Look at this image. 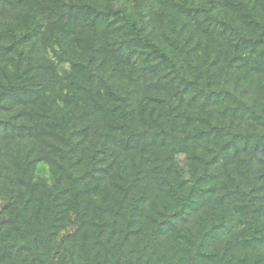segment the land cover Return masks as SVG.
<instances>
[{"label":"rangeland","instance_id":"374dc122","mask_svg":"<svg viewBox=\"0 0 264 264\" xmlns=\"http://www.w3.org/2000/svg\"><path fill=\"white\" fill-rule=\"evenodd\" d=\"M73 5L87 8L83 10L84 28H65L69 7ZM89 6L98 10L99 19L89 13ZM119 10L136 18L144 32L158 43L173 49L177 70L155 58L147 60L141 48L133 58L116 55L115 42L121 34L117 32L121 23ZM263 26L264 0H0V83L12 82L19 88L8 94L0 107V228L1 235L9 233L8 241L0 237V246L5 244L6 249L12 250L16 241L19 245L20 241H31L35 232L45 230L43 223L59 224L53 218L52 205L47 203L48 194L43 196L50 210L44 208L43 215L38 213V207L22 208L26 197L23 194L31 187L21 185L18 178L37 182L42 194L56 184L70 183L68 168L72 161L76 174L93 172L98 167L82 179L75 196L76 201L80 197V208L91 211L89 219L93 221H98L94 205L130 215V200L143 195L147 190L144 186L159 191L157 182L163 173L156 167L158 164L171 166L166 182H173L180 175L191 185L195 165L203 170L218 148L207 146L211 142L201 139L187 150H165L169 138L150 142L146 113L157 106L166 115L173 104H179L178 112L172 110L168 119L183 122L186 119L180 113L186 114L194 118V127L206 128L198 114L204 116V105L215 107L213 97L222 100L226 97L224 91L245 99L249 92L262 94L264 40L255 44L247 39L264 37ZM32 27L36 29L33 34ZM178 40L188 49L193 48V52L176 48L178 44L173 42ZM13 42L15 46L8 47ZM196 67L201 71L196 72ZM210 74L212 82L208 81ZM88 76L96 80L91 91L85 81ZM196 78L199 92L192 100L195 92L189 82ZM110 87L123 93L134 92L130 110L121 108L106 93ZM226 100L230 101V96ZM97 101L103 105L98 106ZM86 104L92 111L90 127H85L89 122L78 117ZM134 116L136 120L129 121ZM245 122L246 127L255 123L259 130L264 128L253 117ZM72 128L79 130L75 139L85 137V142L78 143L75 149L67 138ZM102 138V143L94 142ZM113 138L120 144L114 145L117 141ZM107 144L119 153L114 160L104 153L102 147ZM154 152L160 159H155ZM18 161L26 162L25 166L19 168ZM111 161L123 169H118L114 178L113 172L106 171ZM104 175L109 182L98 184L97 179ZM132 182L135 187L123 192ZM162 201H166L164 193L160 204ZM79 214L77 223L82 224L87 218L82 212ZM15 222L26 232L21 234ZM3 223L7 224L1 226ZM93 224L87 222L91 230L95 228ZM62 226L51 238L40 234L39 241L45 246L50 240L52 244L65 241L76 225ZM92 239L90 231L78 238L86 243ZM21 251L20 262L28 263V251ZM32 255L31 251L29 257Z\"/></svg>","mask_w":264,"mask_h":264},{"label":"trees","instance_id":"16d2710c","mask_svg":"<svg viewBox=\"0 0 264 264\" xmlns=\"http://www.w3.org/2000/svg\"><path fill=\"white\" fill-rule=\"evenodd\" d=\"M69 8L71 11L67 13L65 28H84L86 16L83 10L87 8L81 5ZM89 13L95 14L96 19L100 18L98 10L94 7L89 6ZM117 14L121 22L117 27V32L121 34L115 42L118 44L117 56L133 58L137 49L141 48L147 60L155 58L174 70L178 69L173 49L165 48L147 35L137 19L126 11L119 10ZM35 27H32L31 34L36 31ZM94 40L93 37L91 42ZM247 40L258 44L264 37H251ZM173 43H177L176 48L184 53L191 54L194 50L188 49L181 40ZM15 44L13 42L8 47L12 48ZM195 70L201 71L198 67ZM210 71L218 72L217 69ZM99 76L102 77V74ZM212 77L210 74L209 82H212ZM85 81L89 83V91L95 89L91 86L94 87L96 80L88 76ZM189 85L195 92L192 100L196 99L199 92L197 78L189 82ZM261 87L262 94L255 91L254 95H251L249 92L248 99L229 94L227 91L223 92L226 97L222 100L217 96L213 97L215 107L204 105V116L198 114L201 116L199 121L205 124L206 128L194 127L191 122L194 118L186 114L180 113V117L186 119L183 122L177 123V118L168 119L170 113L178 112L179 104H173L166 115L161 107H150L146 115L151 143H155L157 138H169L170 141L166 144L169 147L165 150L171 148V151H181L191 148V145L203 139L211 142L207 146L215 145L218 151L216 156L205 162L203 170L195 165L191 185L185 183L180 175L173 182H166L171 166L158 164L156 167L163 173L157 182L159 191L155 188L149 189L148 185L144 186L147 187L146 192L139 197L133 196L130 200V215L114 211L110 207L94 205L98 221H93L89 219L91 211H87V207H79L80 197L78 196L76 201V189L82 179L90 172L95 173L98 167H94L93 172L89 170L76 174L72 161L68 168L72 176L70 183L65 186L56 184L42 194L38 191L37 182H23L18 178L21 185L31 187L29 192L23 194L26 197L22 199V208L30 210L38 207V213L43 215L44 208L50 210L47 205L49 203L52 205V212H55L53 218L59 224L55 226L43 223L41 227L45 230L35 232L31 241H20V245L19 240L16 241L12 250L6 249L5 244L0 246V264H264V128L259 130L255 123L245 126V121L252 117L264 126V86ZM17 90L19 88L12 82L0 83V107L5 97ZM107 92L120 103L121 108L130 110L129 106L134 100L133 91L123 93L110 87ZM227 96H230V101L226 100ZM97 104L103 105L99 101ZM89 108L86 104L83 110H79L78 117L89 122L84 124L85 127H90L93 121L89 117V113H92ZM145 109L144 106L143 110ZM215 112H218V115ZM135 120L136 116L129 119L131 122ZM78 131L76 128L68 130L67 138L72 149H75L78 143L82 144L85 138L75 139ZM114 138L113 141L117 142L113 144H120V141ZM97 139L94 142H103V138ZM108 145L102 148L106 156L114 160L119 153L116 148H110ZM157 154L154 152L153 156L160 159ZM172 157L171 155L169 158ZM25 164L26 162H17L19 168ZM118 169L120 172L123 170L111 161L106 171L113 172L111 176L114 178ZM106 180L109 182V177L104 175L97 179V183L101 184ZM134 185L132 182L124 187L123 192L134 188ZM161 192L166 200L165 203L162 201V204L159 202L162 194H158ZM46 194L49 195L47 203L43 196ZM80 212L87 218L83 219L82 224L77 223ZM87 222H94L92 226L95 228L91 230ZM66 223L76 227L68 233L70 235L65 241L52 244L50 240L46 246L39 241L40 234L44 233L51 238L53 232L56 234ZM15 225L21 234L26 232L25 227L21 228L17 222ZM85 227L89 228L90 236L94 237L90 243L78 240L82 235L89 233ZM1 230L0 228L1 240L8 241L9 233L7 236L1 235ZM23 248L28 251L25 254L28 263H21L19 260ZM31 251L33 255L30 258Z\"/></svg>","mask_w":264,"mask_h":264}]
</instances>
